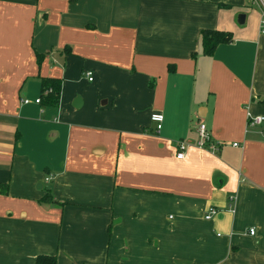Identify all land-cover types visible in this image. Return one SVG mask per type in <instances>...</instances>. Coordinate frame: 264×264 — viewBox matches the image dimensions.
Instances as JSON below:
<instances>
[{
	"label": "crops",
	"instance_id": "1",
	"mask_svg": "<svg viewBox=\"0 0 264 264\" xmlns=\"http://www.w3.org/2000/svg\"><path fill=\"white\" fill-rule=\"evenodd\" d=\"M262 19L264 0H0V264H264ZM203 29L231 39L206 54Z\"/></svg>",
	"mask_w": 264,
	"mask_h": 264
},
{
	"label": "trees",
	"instance_id": "2",
	"mask_svg": "<svg viewBox=\"0 0 264 264\" xmlns=\"http://www.w3.org/2000/svg\"><path fill=\"white\" fill-rule=\"evenodd\" d=\"M231 39V33L221 30H210L203 29L200 32V40L203 52L206 54H211L214 47L221 42H227ZM44 96H46L47 101L50 103H56L58 99L60 83L58 79L47 78L42 79ZM43 96V95H42ZM2 191H6L5 185L1 184ZM35 264H56V258L54 255H38L35 258Z\"/></svg>",
	"mask_w": 264,
	"mask_h": 264
},
{
	"label": "built area",
	"instance_id": "3",
	"mask_svg": "<svg viewBox=\"0 0 264 264\" xmlns=\"http://www.w3.org/2000/svg\"><path fill=\"white\" fill-rule=\"evenodd\" d=\"M261 23H264V19H262ZM85 75L87 76V78L89 80L92 79L91 77V72L87 71L85 73ZM47 91V90H46ZM24 102H28L26 99L24 100ZM36 103L40 102V99L37 98L35 100ZM248 118V123L252 124V125H259L261 124V122L264 120V117L261 115H257V116H252V115H247ZM150 120L156 123V129L158 130L161 127V122L163 120V115L161 113L158 112H154L150 115ZM197 140L195 142V146L201 149H205L207 151H216L219 143H216L214 141H212V139L210 138V135L205 127L204 123H198L197 125ZM262 136L264 137V130L261 132ZM233 146H237L238 144L236 142L232 143ZM187 147V145L185 143L182 142H178L176 144V154L175 157L177 159H181L183 157V152L185 150V148ZM217 213V209L215 207H209L207 209V212L205 213L204 218L205 219H210L213 215H215ZM250 234H253V230L250 229L249 231Z\"/></svg>",
	"mask_w": 264,
	"mask_h": 264
},
{
	"label": "water",
	"instance_id": "4",
	"mask_svg": "<svg viewBox=\"0 0 264 264\" xmlns=\"http://www.w3.org/2000/svg\"><path fill=\"white\" fill-rule=\"evenodd\" d=\"M241 18H243L242 16H241ZM242 20V19H241Z\"/></svg>",
	"mask_w": 264,
	"mask_h": 264
}]
</instances>
